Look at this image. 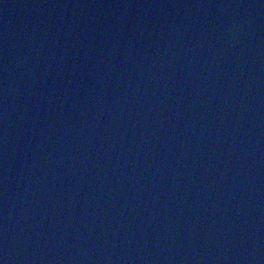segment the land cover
<instances>
[{
  "label": "water",
  "instance_id": "water-1",
  "mask_svg": "<svg viewBox=\"0 0 264 264\" xmlns=\"http://www.w3.org/2000/svg\"><path fill=\"white\" fill-rule=\"evenodd\" d=\"M0 264H264V0H0Z\"/></svg>",
  "mask_w": 264,
  "mask_h": 264
}]
</instances>
